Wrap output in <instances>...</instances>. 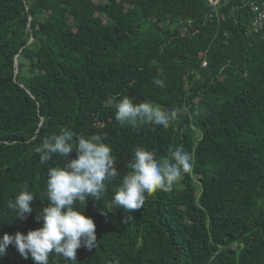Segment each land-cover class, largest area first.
I'll return each instance as SVG.
<instances>
[{"label":"trees","instance_id":"1","mask_svg":"<svg viewBox=\"0 0 264 264\" xmlns=\"http://www.w3.org/2000/svg\"><path fill=\"white\" fill-rule=\"evenodd\" d=\"M250 1L214 14L206 0H0V240L42 227L48 170L65 161L36 148L67 127L101 135L120 172L102 201L76 205L98 243L77 264H264V31L249 33ZM126 96L177 118L121 125ZM137 147L158 161L180 147L193 167L124 223L108 209ZM25 184L33 212L18 219L9 202ZM6 253L0 264H35Z\"/></svg>","mask_w":264,"mask_h":264},{"label":"clouds","instance_id":"2","mask_svg":"<svg viewBox=\"0 0 264 264\" xmlns=\"http://www.w3.org/2000/svg\"><path fill=\"white\" fill-rule=\"evenodd\" d=\"M154 83L163 86L161 79ZM115 109V119L121 125H135L139 121L163 128H168L179 112V109L164 111L149 102L137 104L127 96L115 104ZM74 150L78 157L69 161L68 157ZM36 151L42 162L56 155L65 163L62 167L48 170V204L38 214L42 227L26 235L20 232L14 236L5 234L0 240V255H6V250L12 245L22 258L31 257L35 264H49L50 254L77 264V250L85 247L92 251L98 243L94 220L78 210L76 205L87 204L89 198L102 201L108 183L120 175L116 159L101 135L82 136L67 127L61 128L59 134L46 137ZM128 167L131 171L123 176L108 209H123L128 214L124 223L134 219L130 213L143 208L147 196L157 191H171L192 169L193 156L177 147L169 157L158 161L152 151L137 147ZM34 198V191L27 184L23 185L15 199L9 202L16 218L26 219L33 212Z\"/></svg>","mask_w":264,"mask_h":264},{"label":"built area","instance_id":"3","mask_svg":"<svg viewBox=\"0 0 264 264\" xmlns=\"http://www.w3.org/2000/svg\"><path fill=\"white\" fill-rule=\"evenodd\" d=\"M224 0H206L208 9L212 13H216ZM249 8L253 14V20L249 29L250 34H260L264 31V0L250 1ZM192 25V21L184 23V31L188 30V26ZM203 67H207V61H204Z\"/></svg>","mask_w":264,"mask_h":264}]
</instances>
